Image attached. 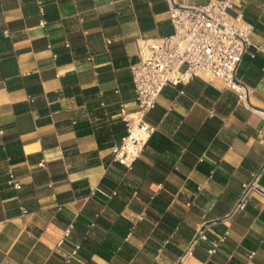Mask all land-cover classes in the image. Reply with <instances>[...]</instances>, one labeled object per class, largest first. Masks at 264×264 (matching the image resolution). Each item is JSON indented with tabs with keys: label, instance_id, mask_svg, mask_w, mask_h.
<instances>
[{
	"label": "crops",
	"instance_id": "crops-1",
	"mask_svg": "<svg viewBox=\"0 0 264 264\" xmlns=\"http://www.w3.org/2000/svg\"><path fill=\"white\" fill-rule=\"evenodd\" d=\"M232 12L264 45V0ZM173 32L168 0H0V264H175L202 227L189 264H264V194L231 215L264 164L263 121L236 92L201 77L168 84L133 168L113 159L121 105L137 107L139 42ZM236 76L264 108V51Z\"/></svg>",
	"mask_w": 264,
	"mask_h": 264
},
{
	"label": "built area",
	"instance_id": "built-area-1",
	"mask_svg": "<svg viewBox=\"0 0 264 264\" xmlns=\"http://www.w3.org/2000/svg\"><path fill=\"white\" fill-rule=\"evenodd\" d=\"M168 2L174 32L166 37L140 40L139 61L131 66L137 107L130 112L124 104L121 105L126 134L121 144L113 148V159L128 169L133 168L156 131V127L146 121V116L155 108L168 84H186L194 77L218 82L236 92L239 102L249 106L263 121L264 129V108L249 104L252 91L236 76L244 55L252 50L264 51V45H255L251 41L254 26L241 13L233 14L236 0H208L201 5L191 4L188 0ZM88 59L92 61L93 57L89 56ZM263 172L264 164L249 182L242 184L241 195L231 215L247 208L254 191L264 194L260 186ZM10 182L17 189L21 188L12 172ZM72 230L73 225H70L63 231L59 246L71 236ZM206 239L205 228L202 227L175 264H189L197 245ZM225 239L226 235L211 242L208 253H216ZM79 249L80 246H76L73 254ZM67 262H70V256Z\"/></svg>",
	"mask_w": 264,
	"mask_h": 264
}]
</instances>
